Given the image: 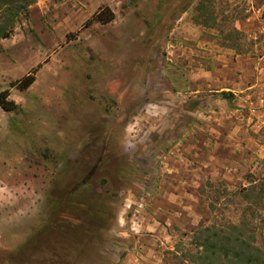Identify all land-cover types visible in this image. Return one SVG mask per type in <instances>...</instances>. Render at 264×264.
Wrapping results in <instances>:
<instances>
[{
	"label": "rangeland",
	"instance_id": "374dc122",
	"mask_svg": "<svg viewBox=\"0 0 264 264\" xmlns=\"http://www.w3.org/2000/svg\"><path fill=\"white\" fill-rule=\"evenodd\" d=\"M200 1L37 0L0 39V264H198L230 225L264 251V0L210 29Z\"/></svg>",
	"mask_w": 264,
	"mask_h": 264
},
{
	"label": "trees",
	"instance_id": "16d2710c",
	"mask_svg": "<svg viewBox=\"0 0 264 264\" xmlns=\"http://www.w3.org/2000/svg\"><path fill=\"white\" fill-rule=\"evenodd\" d=\"M37 0H0V39H9L13 29L21 16H28V8ZM209 0H201L195 11V23L206 28H218V18L213 9H210ZM212 4V3H211ZM115 13L109 8H101L89 22H98L103 25L112 23ZM88 22V23H89ZM38 68L33 69L23 79L13 83L20 92L28 90L36 81ZM9 89L0 93V108L6 112H13L19 105L10 98ZM220 97L226 100L233 99L231 92H222ZM250 186L243 188L241 193L251 205L247 212L252 218L264 216V180L249 179ZM213 232V233H212ZM202 233H211L203 239L197 238L199 252L195 255L198 264H264V251L254 245V234H249L247 228L230 225L228 230H217L216 227L204 229Z\"/></svg>",
	"mask_w": 264,
	"mask_h": 264
}]
</instances>
